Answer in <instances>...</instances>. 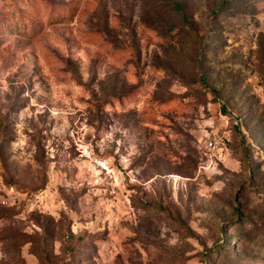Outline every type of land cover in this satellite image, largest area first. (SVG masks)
Segmentation results:
<instances>
[{"label":"rangeland","instance_id":"374dc122","mask_svg":"<svg viewBox=\"0 0 264 264\" xmlns=\"http://www.w3.org/2000/svg\"><path fill=\"white\" fill-rule=\"evenodd\" d=\"M0 264H264V0H0Z\"/></svg>","mask_w":264,"mask_h":264},{"label":"built area","instance_id":"2783aa9c","mask_svg":"<svg viewBox=\"0 0 264 264\" xmlns=\"http://www.w3.org/2000/svg\"><path fill=\"white\" fill-rule=\"evenodd\" d=\"M205 150L209 153L213 154V157H218L220 158L222 156V149L219 147L218 143L214 140H208L205 143L204 146Z\"/></svg>","mask_w":264,"mask_h":264},{"label":"trees","instance_id":"16d2710c","mask_svg":"<svg viewBox=\"0 0 264 264\" xmlns=\"http://www.w3.org/2000/svg\"><path fill=\"white\" fill-rule=\"evenodd\" d=\"M175 10H176L177 12H179V9H178L177 7H175ZM218 10H219V9H218ZM217 13H218L217 11H212L211 15L215 16ZM183 20H184V19H183ZM212 94H216V93L213 92Z\"/></svg>","mask_w":264,"mask_h":264}]
</instances>
